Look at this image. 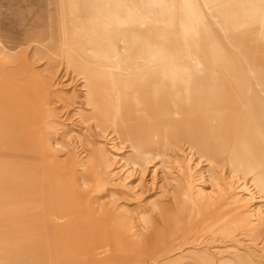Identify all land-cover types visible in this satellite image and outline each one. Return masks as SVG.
<instances>
[{"label":"rangeland","instance_id":"1","mask_svg":"<svg viewBox=\"0 0 264 264\" xmlns=\"http://www.w3.org/2000/svg\"><path fill=\"white\" fill-rule=\"evenodd\" d=\"M62 1L0 0V47L4 48L0 54V114L6 102L13 103L12 86L14 83L18 84L16 79L21 76V67L24 65L22 63L33 57L32 53L36 52L37 55L34 56L36 62L29 65L30 72L37 74H33L35 78L26 77L25 81L30 88L36 86L38 79L52 72L53 68L48 60H57L63 53L65 59L74 65L80 60L82 44L89 42L94 36V29L89 25L79 24V20L89 16L99 20L102 18L97 15H84L78 1ZM149 1L158 8L156 15L154 14L156 20L154 16L152 19L148 18L146 7L142 8L145 14L141 19L138 16L140 11L130 6L127 18H137L139 25L101 22L108 32L99 37H112L119 27L120 30L139 31L138 42L125 44L124 47L123 43L120 44L119 55L133 58L137 55L136 47L146 48L151 40L154 43L153 49L159 51L160 56L186 60L174 66L191 65L190 58H196L199 68L202 62L205 72L216 73L223 79V89L233 87L241 94L240 100L233 101L234 108L240 110L242 106L249 107L251 113L248 111L247 118L261 117L260 112H264V78H261L264 76V0H245L247 7L260 9H257L258 15L251 23L241 20L235 10L224 13L218 9L220 5L233 0ZM162 7L167 8L166 15L162 12ZM240 15L242 18L247 17V13ZM238 22L242 27L236 30L233 24ZM225 25H228L229 31L225 30ZM151 30L153 32L148 33ZM238 34L240 38H248L245 48L239 39L236 40L235 35ZM41 43L45 45L42 46ZM50 46L52 47L48 48ZM196 50H200L201 54ZM37 56L43 58L40 60ZM142 56L139 53V57ZM252 63L256 64L254 74L249 69ZM200 70L191 67L188 73L203 72ZM73 88L53 87L51 91H58L66 99L60 97L59 101V97H49L50 102L54 103L48 108L63 110L69 103L67 97L75 92ZM35 110L42 116L45 114L43 107L37 106ZM55 119L56 129L49 130L46 127L48 131H45L44 137H47L40 140L44 149L51 145L49 148L55 151L50 148L51 155L45 159L46 166L44 165L43 170L47 179V186L44 188L47 190V197L43 201L45 230L47 233L54 231L63 236L62 243L65 244L62 246L70 250L78 263L84 264L83 260L90 259L93 261L88 264H98L100 260L106 259L108 264H264V224L261 223L264 221V200L258 199L256 189L251 190L249 187V190L246 187L248 184L243 186L242 180L234 184L237 177H231L227 173L223 177L229 178L227 181L225 178L223 182L224 185L231 186L230 188L223 187L218 181L204 183L203 179L207 176V171L204 170L206 166L202 162L198 164L197 159L189 160V154L180 151V154L168 153L167 157H163L165 162L159 167V170L161 168V171L166 172L168 186L164 193L160 188L151 190V185L141 187L140 176L137 175L127 179L119 178L124 184L122 187L108 182L107 186L93 191L89 186L90 182L89 185H75L74 182L70 183L71 177L67 170L63 166L59 167L55 161L56 158L59 162L64 160L68 153L78 161L83 148L77 141L80 139L84 142V136L76 125L77 117L72 122L63 121L59 116ZM2 123L0 118V264H14L16 259L19 264H34L23 260L21 254L13 255V221L8 213L10 202L6 200L11 192L7 180L11 159L6 156L10 144L3 133ZM111 140L100 139L96 142V147L103 145L106 153L116 157L115 167L122 166L129 171L130 162L135 158L134 152L122 144H117L114 152L110 149ZM76 148L80 149L74 151ZM94 157L103 160L105 164L107 162L99 148ZM84 159H80L81 162ZM155 162L157 161L151 164ZM185 163L190 165L192 173L194 187L190 195L187 194L186 184L184 188L181 178ZM113 167L114 164L108 166V169ZM155 167L151 165L148 167L149 171ZM150 175L151 172H146L143 179H150ZM158 179L160 177L156 180L159 183ZM139 189L143 193L137 197L135 194L140 192ZM221 191L222 195L225 194L224 198H219ZM259 217L263 220L258 219ZM178 242L182 245L175 249ZM72 244H76V247ZM172 247L175 248L172 250ZM215 247L222 251L213 253ZM221 259L225 261L221 262Z\"/></svg>","mask_w":264,"mask_h":264},{"label":"bare ground","instance_id":"2","mask_svg":"<svg viewBox=\"0 0 264 264\" xmlns=\"http://www.w3.org/2000/svg\"><path fill=\"white\" fill-rule=\"evenodd\" d=\"M75 1L79 2L80 10L84 15H97L102 18L99 20L89 16L79 20V24L89 25L94 29V36L89 37V42L81 46L80 60L71 65L65 59V55H62L63 53L57 60H48V64H51L53 68L52 72L44 74L45 76L38 79L36 86L32 85L33 87L30 88L25 79L26 77L35 78L33 74H37L31 73L29 67L30 64L33 65L36 62L34 56L37 53H32L31 58L26 57L27 59H24L22 63L24 65L21 67V76L16 79L18 84L14 83L12 86L14 89L13 103L6 102L0 114L3 120L2 127L4 126L3 133L10 144L6 156L11 159L9 170L7 169V180H9L11 192L6 200L10 202L8 213L13 221L11 224L15 239L13 255L21 254L23 260L34 264H81L66 246H62L65 244L62 243L63 236L54 231L47 233L44 223L43 201L47 193L44 189L47 186L45 184L47 179L44 177L43 170L45 159L51 155L52 146L49 145L51 149L48 146L50 150L48 151L44 149L40 140L47 137H44L45 131H48L46 127H49V130L56 129L55 117L58 116L63 121L71 122L77 117V124L76 122L75 124L79 126V131L84 136V142L80 139L77 141L83 148L78 161L70 156L66 149L68 154H65L64 160L59 162L56 158L55 161V164L67 170L71 177L70 183L89 185L90 182L89 186L94 191L98 187L107 186L108 182L113 186L122 187L124 184L122 180L119 181V178L127 179L137 175L140 176L139 185L141 187L151 185V190L160 188L163 192L168 186L165 178L166 172L161 171V168L159 170L160 165L165 162L163 157L180 151L188 153L189 160L197 159L198 164L202 162L206 166H203L207 171L205 174L207 176L203 179L204 183L218 181L223 184V187L230 188L231 186L224 185L225 182H223L226 178L223 175L227 173L231 177H237H234V184L242 180L243 186L248 184L246 186L248 189L249 187L256 189L258 194L255 195L260 201L264 200V112H260L261 117L259 118L258 116L256 119L247 118V113L248 111L251 113V108H244V106L240 110L234 108L233 101L241 99V94L235 88L223 89V79L216 73L205 72L202 62L199 68L196 58H190L191 65L174 66L186 60L160 56V52L153 49L154 43L151 40L146 48L136 47L137 55L133 58L119 55L120 44L123 43L124 47L125 44L138 42L139 31L120 30L119 27L112 37L105 39L99 37L101 35L103 37L108 32L101 22L103 24L135 23L139 25L137 18H127L130 6L140 11L141 14L138 16L141 19L145 14L143 9L146 7L148 18L152 19L154 16L156 20L155 15L158 8L149 0ZM162 9V12L167 14V8L162 7ZM218 9L224 13L235 10L239 18L246 20L247 23L255 20L258 15L257 11H260L258 8L247 7L245 0H237L235 3L234 0L228 1L220 5ZM242 13H247V17L242 18L240 15ZM233 25L236 30L242 27L239 22ZM224 28L229 31L228 25ZM151 32L153 31H148V33ZM235 36L245 48L248 38H240V34ZM41 45L45 44L41 43ZM3 51L4 48L0 47V54ZM196 52L201 54L200 50ZM139 53L143 56L139 57ZM39 58L41 60L43 57ZM191 67L202 69L203 72L190 74L188 71L190 72ZM255 68L256 64L252 63L249 69L253 74ZM253 74H251L252 77H254ZM56 86H73V90L75 89V92L67 97L69 103L63 110L62 108H48L54 103V101L50 102L49 97H59V101L60 97L66 99L58 91H51ZM37 106L45 108L43 116L35 110ZM107 138L112 139L110 149L114 152L117 150V144L127 146L134 152L135 158L130 162L129 171L123 169L122 166L116 168L114 162L116 157L110 156L109 152L106 153L103 145L96 147L98 140L106 141ZM97 148L101 150L108 164L94 157ZM82 158L85 159L81 162ZM154 161H157L155 163L158 166L155 167V163L151 164ZM67 163L70 164L67 165ZM76 163H79L78 166ZM113 164L114 167L108 169V166H113ZM151 165L155 168L149 171L148 167ZM190 169V165L186 164L184 172L181 173L188 195L192 193L194 187ZM146 172H151V175L150 179L144 180L143 175ZM158 177H160L159 183L156 181ZM228 181L232 183V180ZM142 193L143 190H140L135 195L138 197ZM220 196L219 198H224L225 194L222 195L221 191ZM258 219L263 220L260 217ZM261 223L264 224V221ZM89 233H91L90 230ZM75 236L79 235L75 233ZM76 242H78L77 239ZM75 245L72 244V246ZM177 245L175 249L182 243L178 242ZM174 248L172 247V250ZM217 251L222 250L215 247L213 253ZM83 261L84 264H88L93 260ZM222 261L225 260L221 259ZM108 263L106 259H103L98 264ZM14 264H19L17 259Z\"/></svg>","mask_w":264,"mask_h":264},{"label":"crops","instance_id":"3","mask_svg":"<svg viewBox=\"0 0 264 264\" xmlns=\"http://www.w3.org/2000/svg\"><path fill=\"white\" fill-rule=\"evenodd\" d=\"M258 76L261 77L260 74ZM262 78H264V77H262Z\"/></svg>","mask_w":264,"mask_h":264}]
</instances>
